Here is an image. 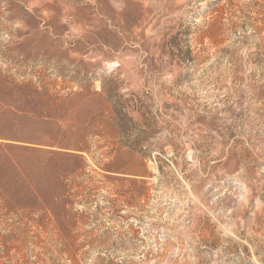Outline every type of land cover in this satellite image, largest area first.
<instances>
[{
    "label": "rangeland",
    "instance_id": "obj_1",
    "mask_svg": "<svg viewBox=\"0 0 264 264\" xmlns=\"http://www.w3.org/2000/svg\"><path fill=\"white\" fill-rule=\"evenodd\" d=\"M0 264H264V0H0Z\"/></svg>",
    "mask_w": 264,
    "mask_h": 264
}]
</instances>
